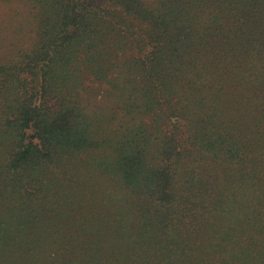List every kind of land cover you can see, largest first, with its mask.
Segmentation results:
<instances>
[{
    "label": "trees",
    "instance_id": "trees-1",
    "mask_svg": "<svg viewBox=\"0 0 264 264\" xmlns=\"http://www.w3.org/2000/svg\"><path fill=\"white\" fill-rule=\"evenodd\" d=\"M24 1L33 42L0 63V125L15 142L0 152L4 186L13 197L0 204V213L9 215L3 219L10 220L0 223V264H100L103 249L85 230L28 219L35 210L67 214L61 199L67 209L74 195L63 193L64 180L71 185L73 180L57 166L79 154L108 152L90 156L88 177H117L142 199V214L155 232L193 214L174 176L184 157L197 152L223 167L233 161L236 173L249 171L250 177L264 171V0ZM204 6L233 14L215 18L213 24L231 25L216 26L207 41L199 40ZM199 55L212 61L244 56L248 70L233 86H243L251 106L243 117L253 114L260 123L244 122L243 129H224L214 138L218 128L200 123L189 138L183 136L184 118L170 88L183 85L186 69L195 68L191 64ZM101 85L115 107L107 115L111 124L122 111L135 110L150 117L152 128L141 117L131 127L94 130L82 94ZM130 116L127 122H135ZM259 192L258 203L223 230L207 227L188 264H264V186ZM82 208L74 202L72 211Z\"/></svg>",
    "mask_w": 264,
    "mask_h": 264
},
{
    "label": "rangeland",
    "instance_id": "rangeland-1",
    "mask_svg": "<svg viewBox=\"0 0 264 264\" xmlns=\"http://www.w3.org/2000/svg\"><path fill=\"white\" fill-rule=\"evenodd\" d=\"M25 4L24 0H0V63H7L17 54L19 48H30L33 42L34 27L28 23L30 19L27 14L30 9ZM217 16L224 19L226 16L232 18L233 14L222 8L204 6L200 9L198 25H204L205 29L199 33V40L204 38L207 41L208 32L216 26L231 25L227 20L213 24ZM193 53L195 52L189 58ZM211 61L212 56L204 59L199 55L191 64L195 68L186 69L183 85L174 84L175 87L170 88L171 95L178 101L176 109L184 118L181 129L186 138L190 137V133L200 123L218 128L220 132L214 133L213 130L212 138L217 137L224 129H243L244 122L260 123L254 119L253 114L243 117L242 111L251 106L246 104V94L242 93L243 86H233L236 84L233 79H244L243 74L248 70L244 56L225 57L210 63ZM104 89V85H101L99 91L86 90L82 94L88 119L91 118L94 130L100 132L105 127H131L137 125L141 117L152 128L150 117L142 116L135 110L130 114L122 111L111 124L107 115H111L115 107L106 97ZM251 94L249 92V96ZM130 115L135 117V122H127ZM166 125L168 129L173 127L172 116L166 120ZM166 128L164 130L169 132ZM211 128L207 131L210 132ZM5 131V125H0V152L6 146L11 149L15 145L12 136ZM103 153L108 152L79 154L57 166L66 172L69 180H73L72 185L64 180L63 193L67 196L74 195L73 199L67 201V209L64 199H61L64 213L67 211L66 215L57 217L45 213V210H35L33 213L29 212L35 214L28 218L32 222H42L43 226L67 225L73 232L81 234L85 230L90 238L94 236L101 245L99 247L103 249L100 264H178L180 261L188 264L190 260L186 258H192L199 253V242L207 227L211 226L215 232L218 229L221 231L224 226L246 214L258 203L259 190L264 186L263 170L260 175L252 177L249 171L238 174L235 172L237 165L233 161L223 167L216 160L200 159L204 154L194 152L193 156L181 159L180 170L174 172L178 185L184 189L180 198L189 201L188 209H192L193 214L190 218L183 219L180 225L177 221L171 222L165 229L160 228L155 232L151 219L142 214V199L126 191L117 177L102 173L88 177L87 164L91 163L90 156L93 154L97 159V155ZM2 166L1 164L0 204L12 203L11 191L4 186L6 181L3 182L5 176ZM172 170H176V167ZM74 202L75 208L80 203L83 208L73 212ZM207 204L215 207L212 206L210 210ZM8 216L0 213V223L10 221L3 219Z\"/></svg>",
    "mask_w": 264,
    "mask_h": 264
}]
</instances>
